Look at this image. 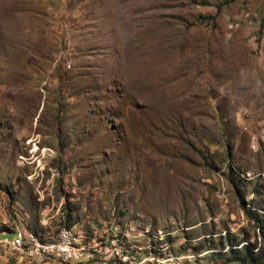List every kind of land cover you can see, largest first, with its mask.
Returning <instances> with one entry per match:
<instances>
[{
  "label": "rangeland",
  "instance_id": "374dc122",
  "mask_svg": "<svg viewBox=\"0 0 264 264\" xmlns=\"http://www.w3.org/2000/svg\"><path fill=\"white\" fill-rule=\"evenodd\" d=\"M63 193L64 223L114 227L141 261L211 264L191 245L252 239L264 0H0V224L31 211L53 232Z\"/></svg>",
  "mask_w": 264,
  "mask_h": 264
},
{
  "label": "built area",
  "instance_id": "2783aa9c",
  "mask_svg": "<svg viewBox=\"0 0 264 264\" xmlns=\"http://www.w3.org/2000/svg\"><path fill=\"white\" fill-rule=\"evenodd\" d=\"M65 198L63 193L58 199L56 210L60 219L53 232L34 233L32 230L25 228L21 222L22 220H19L11 227L13 237H1L0 245L32 264H43L45 261H58L62 264H91L95 258L93 257L95 253L105 260H110L112 253H114V257L119 258L120 254L115 251V247L112 248L107 243L108 240L110 245L112 244L113 239L107 238V235L110 236V231H113V235H115L114 227L112 230V228L106 229L105 225L93 226V224L88 223L91 226V235L86 236L83 231L74 227L75 225L81 227L82 223L73 221L69 226L64 224ZM112 217L114 218L115 215ZM107 224L113 226L108 221ZM145 231L147 232L148 229H145ZM107 232L108 234L105 235ZM102 235L104 236L100 240L99 236ZM121 257L125 258V256ZM178 258L180 257L175 256L176 260ZM159 263L162 264L161 261Z\"/></svg>",
  "mask_w": 264,
  "mask_h": 264
},
{
  "label": "trees",
  "instance_id": "16d2710c",
  "mask_svg": "<svg viewBox=\"0 0 264 264\" xmlns=\"http://www.w3.org/2000/svg\"><path fill=\"white\" fill-rule=\"evenodd\" d=\"M4 191L9 192L8 188L4 186ZM246 217L253 224V238L248 239L247 235L242 233H231L225 231L223 235H216L215 245H213L212 238L204 237L202 241L197 242L191 247L195 251H199L206 247L208 251V262L211 264H264V213H258L254 207L251 210L246 209ZM70 211L66 208L63 212L64 220L69 218ZM20 220V219H19ZM31 224L21 221L25 228L32 230L34 233H44V227L36 222L35 216L31 214ZM66 226L69 224L64 223ZM11 227L0 224V232H10ZM152 242V241H151ZM125 256L126 259H116L113 257L114 264H156L154 261H142L140 255L134 249L121 248V256ZM179 264V263H178ZM182 264H186V261H182Z\"/></svg>",
  "mask_w": 264,
  "mask_h": 264
},
{
  "label": "crops",
  "instance_id": "0c3cea01",
  "mask_svg": "<svg viewBox=\"0 0 264 264\" xmlns=\"http://www.w3.org/2000/svg\"><path fill=\"white\" fill-rule=\"evenodd\" d=\"M71 214V213H70ZM73 222V221H72ZM72 223H70L71 225ZM6 236L5 233L0 232V237ZM1 252L5 253L4 249H0ZM9 253H5V259L0 258V263L1 264H32L28 262L25 259H19L13 252L8 251ZM9 255V256H7ZM47 264H62L58 261H49Z\"/></svg>",
  "mask_w": 264,
  "mask_h": 264
}]
</instances>
